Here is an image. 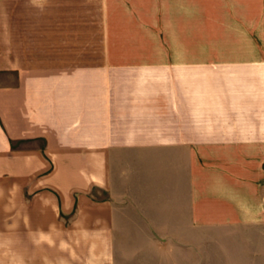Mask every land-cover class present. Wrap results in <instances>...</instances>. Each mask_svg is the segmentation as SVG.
I'll return each mask as SVG.
<instances>
[{
    "label": "crops",
    "instance_id": "crops-1",
    "mask_svg": "<svg viewBox=\"0 0 264 264\" xmlns=\"http://www.w3.org/2000/svg\"><path fill=\"white\" fill-rule=\"evenodd\" d=\"M203 1L0 0V264H264V0Z\"/></svg>",
    "mask_w": 264,
    "mask_h": 264
},
{
    "label": "rangeland",
    "instance_id": "rangeland-1",
    "mask_svg": "<svg viewBox=\"0 0 264 264\" xmlns=\"http://www.w3.org/2000/svg\"><path fill=\"white\" fill-rule=\"evenodd\" d=\"M195 2V17H196V38H197V42H198V46L199 44H202L204 43V41L206 40H214V39H217V38H221V35L224 34L225 38H228L229 33L227 32H224V33H221V32H207L206 29H209V27H207V17H204V13L207 12H211V14H213V8H212V5H213V2H207V1H203V0H194ZM209 5H211V9L209 7ZM225 17V20H228V17L227 15H224ZM211 20L213 23H215V20H218L219 17L218 16H212L211 15ZM243 18V16H234L233 15V18ZM210 18H208L209 20ZM214 25V24H213ZM232 34V33H231ZM201 51V50H199ZM217 259V258H216ZM213 264L215 259H213Z\"/></svg>",
    "mask_w": 264,
    "mask_h": 264
}]
</instances>
